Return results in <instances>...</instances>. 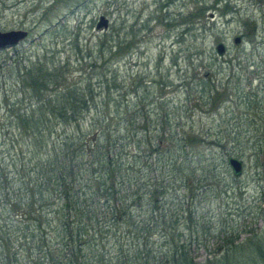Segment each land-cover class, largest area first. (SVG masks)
<instances>
[{"label": "trees", "instance_id": "16d2710c", "mask_svg": "<svg viewBox=\"0 0 264 264\" xmlns=\"http://www.w3.org/2000/svg\"><path fill=\"white\" fill-rule=\"evenodd\" d=\"M105 44L79 77L38 59L21 87L32 101L9 107L17 132L7 128L0 152V264H201L190 255L209 228L199 204L225 186L227 158L264 164L253 64L225 84L201 77L181 106L157 99L151 113L148 85L129 96L101 65L120 48ZM228 236L218 252L238 247Z\"/></svg>", "mask_w": 264, "mask_h": 264}, {"label": "rangeland", "instance_id": "374dc122", "mask_svg": "<svg viewBox=\"0 0 264 264\" xmlns=\"http://www.w3.org/2000/svg\"><path fill=\"white\" fill-rule=\"evenodd\" d=\"M202 6L198 16L195 11ZM101 15L108 20L105 30L95 27ZM9 30L27 35L0 50V147L7 128L17 132L9 117L11 103L32 101L21 88L29 68L42 59L66 64L68 73L79 77L99 55L100 41L120 45L118 54L101 65L110 66L118 81L131 87L129 96L148 85L145 102L151 113L157 99L181 106L186 88L197 87L201 77L216 85L225 84L232 73L248 78L240 67L249 63L257 71L253 84L264 83V0H0V31ZM219 42L226 46L222 56L215 51ZM136 82L140 86L134 87ZM181 122L188 125L185 116ZM4 142L0 152L9 146ZM228 174L225 186H212L199 204L209 228L200 232L198 247L192 241L190 255L201 264H252L253 259L264 264L257 249L258 242L264 243V164L257 168L244 161L241 175H232L230 168ZM223 233L238 247L218 252L225 245Z\"/></svg>", "mask_w": 264, "mask_h": 264}, {"label": "water", "instance_id": "95a60500", "mask_svg": "<svg viewBox=\"0 0 264 264\" xmlns=\"http://www.w3.org/2000/svg\"><path fill=\"white\" fill-rule=\"evenodd\" d=\"M96 29L105 30L108 28V20L104 16H100L98 22L95 25ZM27 35V31L23 30H9V31H0V50L10 48L18 44L19 40L24 38ZM235 44H238L241 41L239 36H236L233 39ZM226 46L219 42L215 46V51L218 56H222L225 52ZM227 163L231 168V171L234 176H239L243 170V160L237 157L229 156L227 158Z\"/></svg>", "mask_w": 264, "mask_h": 264}]
</instances>
